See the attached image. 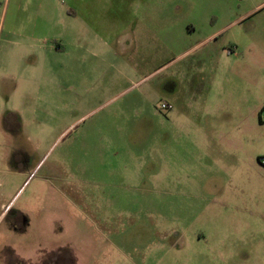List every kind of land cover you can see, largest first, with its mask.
<instances>
[{"label":"rangeland","instance_id":"obj_1","mask_svg":"<svg viewBox=\"0 0 264 264\" xmlns=\"http://www.w3.org/2000/svg\"><path fill=\"white\" fill-rule=\"evenodd\" d=\"M225 2L0 0V53L10 20L54 50L41 106L0 97V264H264V209L240 165H197L180 102L181 31Z\"/></svg>","mask_w":264,"mask_h":264},{"label":"crops","instance_id":"obj_2","mask_svg":"<svg viewBox=\"0 0 264 264\" xmlns=\"http://www.w3.org/2000/svg\"><path fill=\"white\" fill-rule=\"evenodd\" d=\"M203 7L204 16L187 23L180 34V102L187 107L183 121L198 139L197 165H240L232 176L238 184H246L251 194L237 198L254 215L255 209H264V167L258 164L264 156V122L259 119L264 107V0H227ZM69 13L75 16L76 10ZM38 25L11 20L7 24L0 53L5 76L0 97L7 101L30 100L37 106L46 101L45 58L40 57L41 52L43 57L54 50L37 45ZM4 26L5 17L0 20V38ZM12 58L27 65L12 70L7 67ZM17 71L26 74V81L10 85L7 79ZM175 72L173 68L171 77ZM166 115L168 120L179 119L177 113Z\"/></svg>","mask_w":264,"mask_h":264},{"label":"built area","instance_id":"obj_3","mask_svg":"<svg viewBox=\"0 0 264 264\" xmlns=\"http://www.w3.org/2000/svg\"><path fill=\"white\" fill-rule=\"evenodd\" d=\"M162 108L167 110V109H171V106L168 105V104H163V105H162ZM259 119H260V121L264 122V107H263V108L261 109V111H260ZM258 164H259L260 166L264 167V156H263V157H260V158L258 159Z\"/></svg>","mask_w":264,"mask_h":264}]
</instances>
